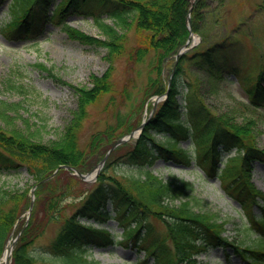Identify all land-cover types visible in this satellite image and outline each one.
<instances>
[{"label": "trees", "instance_id": "1", "mask_svg": "<svg viewBox=\"0 0 264 264\" xmlns=\"http://www.w3.org/2000/svg\"><path fill=\"white\" fill-rule=\"evenodd\" d=\"M194 1L190 23L193 32L201 35L202 42L209 38L203 24L213 12L208 8L212 0ZM6 2H9L10 18L2 29L11 39L34 41L51 22L59 25L71 39L103 45L112 58L123 53L130 28L144 33L137 55H142L144 61L151 60L148 59L147 98L158 93L166 96L154 106L152 116L146 118L131 146L127 141L109 153L95 186L79 194L71 193L73 186L81 181L72 170L60 168L52 179L42 183L40 180L63 164L82 173L91 171L117 138L133 130L130 115L119 113L114 122L94 131L88 140H81L79 136L89 105L103 93L112 92V71L92 75L91 87L76 88L79 105L74 111L75 120L61 138L51 143L36 139L20 128L3 127V123L9 122L7 110L15 112L17 107L11 108L0 100L3 104L0 170L25 168L37 184L35 204L28 220L31 187L19 191L0 186V257L11 238L21 231L13 245L11 264H99L87 256L89 245L110 244L114 235L106 229H97L92 221L98 223L110 217L125 225L123 237L132 238L137 250L145 253L132 264H207L197 261L194 255L210 244L228 247L250 264H264V191L257 189L250 179L251 163L264 162V147L256 144L251 118L231 122L212 111L203 98L202 81L220 80L226 69L239 73L231 64L234 46L239 44L234 34L226 36L225 33L206 46L199 42L176 59L174 55L191 38L187 23L190 0H0V8ZM70 15L92 17L106 38L92 37L74 28L67 22ZM223 20V14H213V22L220 25ZM168 60L172 62L165 78L163 65ZM185 62L203 73L188 77ZM32 66L67 84L53 67L42 62ZM247 96V106L264 107V65L247 88ZM141 121L136 122V127ZM157 134L160 136L155 139ZM181 139H191L192 143L185 148ZM225 153H228L226 160ZM160 155L187 165L194 160L208 176L219 177L224 193L241 205L240 219L236 221V227L243 229L239 236L234 234L228 239L221 235L229 218L218 221L214 212L195 207L196 195L183 199L193 190L190 182L177 176L164 179L146 169ZM115 162L136 166L140 173L117 177L110 173ZM66 201L75 204L70 214L65 212ZM54 220L59 221L55 237L44 245V252L38 256L33 252L35 245Z\"/></svg>", "mask_w": 264, "mask_h": 264}, {"label": "rangeland", "instance_id": "2", "mask_svg": "<svg viewBox=\"0 0 264 264\" xmlns=\"http://www.w3.org/2000/svg\"><path fill=\"white\" fill-rule=\"evenodd\" d=\"M218 2L212 0L211 4L208 3V8L213 12H210L209 20L203 26L209 38L201 42L202 38L199 41L200 38L196 37V40L201 42V46H206L219 40L225 33L226 36L234 34L233 37L239 44L234 46L236 51L231 64L237 67L239 75L226 69L222 79L202 81L203 98L212 111L231 122H245V118H251L253 121L250 125L253 124L256 129V144L264 147V107L254 109L247 106V88L264 65V0H224L221 4ZM8 6L9 2L0 8V100L10 104L11 108L16 106L17 110H7L9 122L3 123V127L23 129L27 134L31 133L34 138L46 143L58 140L75 120L74 111L79 105L76 88L82 85L91 87L92 75L101 76L110 69L113 90L103 93L89 105L88 115L83 121L79 136L81 140H88L94 131L104 129L108 122H114L119 113L130 115V129L137 134L139 126L136 127V122L146 117L152 103L159 99L156 96L152 99L154 95L147 98L150 58L144 61L142 55H137L144 33L130 28L127 31L128 39L124 44L123 53L112 58L108 56V48L103 45L97 46L71 39L59 25L51 22L47 23L44 34L35 38V42L19 38L10 39L1 28L10 18ZM213 14H223L224 22L220 25L213 22ZM67 22L89 36L106 38L95 26L92 17L70 15ZM36 62L53 67L67 84L58 82L39 68L33 67L32 64ZM171 62L168 60L166 66L163 65L165 78L168 77ZM184 66L188 77L203 73L188 62H185ZM152 87L154 85H151ZM240 104L244 108L240 107ZM2 105L0 102V108ZM159 136L157 134L155 139ZM133 138L128 139L127 145L131 146ZM180 143L187 148L192 142L191 139H181ZM251 165V181L258 189L264 191V163L257 161ZM146 169L153 170L164 179L177 176L191 182L194 188L189 190L183 199L196 195L198 199L195 200V207L214 212L218 221L229 218L223 225L225 229L221 235L229 239L234 234L239 236L243 231L242 228L236 227V221L240 219V206L229 195L224 194L218 178L204 174L196 163L180 164L160 155L150 166H146ZM110 173H115L117 177L129 174L136 176L139 175L140 169L129 164H120L112 166ZM80 180L73 186L71 193L86 192L95 186L92 180ZM33 183V177L25 168L9 172L0 170V186L7 189L18 188L19 191H24ZM74 207L75 204L66 201L65 212L70 214ZM109 207L111 208V204ZM114 212L112 213L115 215ZM243 220L247 221V217L243 216ZM93 223L94 227L107 228L116 236L110 244L89 245V258L99 264H132L143 258L144 253L137 250L133 239L122 237L124 224H120L115 218H109L100 225ZM58 226V220L48 224L35 245L33 252L36 255L44 252V245L55 237ZM194 257L197 261L207 264H250L232 249L216 244L197 250ZM5 262V259L1 258L0 264Z\"/></svg>", "mask_w": 264, "mask_h": 264}, {"label": "water", "instance_id": "3", "mask_svg": "<svg viewBox=\"0 0 264 264\" xmlns=\"http://www.w3.org/2000/svg\"><path fill=\"white\" fill-rule=\"evenodd\" d=\"M187 22H188V26H189V28L191 29V25H190V23H189V19H188ZM183 51H184V50L180 51L179 53H181V52H183ZM124 140H126V139H125V138H121V139L117 140L116 143H114V145H113L114 147H113V148H115L117 144L121 143V142L124 141ZM102 163H103V161L99 164V166L102 165ZM63 166H64L65 168H70V166H68V165H63ZM78 173H79V172H78ZM53 175H54V174H52V176H53ZM79 175H80L82 178H85V177L88 176L89 174L82 175L81 173H79ZM52 176H51V177H52ZM51 177H47V178H45V179H49V178H51ZM45 179H44V180H45ZM33 189H34V188H33ZM33 196H34V193H33Z\"/></svg>", "mask_w": 264, "mask_h": 264}, {"label": "bare ground", "instance_id": "4", "mask_svg": "<svg viewBox=\"0 0 264 264\" xmlns=\"http://www.w3.org/2000/svg\"><path fill=\"white\" fill-rule=\"evenodd\" d=\"M5 258H6V256L3 257V259H5ZM5 260H6V259H5Z\"/></svg>", "mask_w": 264, "mask_h": 264}]
</instances>
